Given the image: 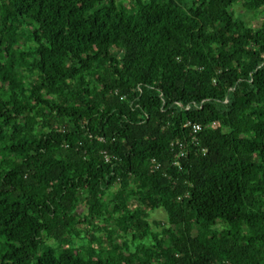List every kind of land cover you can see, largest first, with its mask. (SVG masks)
Masks as SVG:
<instances>
[{"label":"trees","instance_id":"1","mask_svg":"<svg viewBox=\"0 0 264 264\" xmlns=\"http://www.w3.org/2000/svg\"><path fill=\"white\" fill-rule=\"evenodd\" d=\"M0 264H264V0H0Z\"/></svg>","mask_w":264,"mask_h":264},{"label":"rangeland","instance_id":"2","mask_svg":"<svg viewBox=\"0 0 264 264\" xmlns=\"http://www.w3.org/2000/svg\"><path fill=\"white\" fill-rule=\"evenodd\" d=\"M126 1H128V0H126ZM235 11L237 14H239L240 17L245 18V20L247 22H249L251 25H253V24L256 25L259 21V18H260L259 13L254 14V13H252V11L243 10L241 5L236 6ZM150 216H151V218H155V219H160V218L163 220L166 219V213L162 208H157V209L151 211ZM148 240H149V237L144 239V241H148Z\"/></svg>","mask_w":264,"mask_h":264},{"label":"built area","instance_id":"3","mask_svg":"<svg viewBox=\"0 0 264 264\" xmlns=\"http://www.w3.org/2000/svg\"><path fill=\"white\" fill-rule=\"evenodd\" d=\"M210 126L211 127H216V126H218V122L217 121H213L210 124ZM202 128H203V125H201L199 123L192 124V131L193 132H198V131L202 130ZM171 146L178 148V151L176 152V155H175L177 158L185 156L186 149L184 147V144H183L182 140L177 139V140L172 141L171 142ZM174 163H177V162L174 161Z\"/></svg>","mask_w":264,"mask_h":264}]
</instances>
